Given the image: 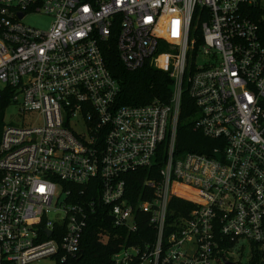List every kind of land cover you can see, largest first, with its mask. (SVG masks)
Here are the masks:
<instances>
[{
	"label": "built area",
	"instance_id": "1",
	"mask_svg": "<svg viewBox=\"0 0 264 264\" xmlns=\"http://www.w3.org/2000/svg\"><path fill=\"white\" fill-rule=\"evenodd\" d=\"M112 41L166 99L117 102ZM183 92L204 150L179 147ZM98 207L144 238L115 264L264 252V0H0V264H70Z\"/></svg>",
	"mask_w": 264,
	"mask_h": 264
},
{
	"label": "trees",
	"instance_id": "2",
	"mask_svg": "<svg viewBox=\"0 0 264 264\" xmlns=\"http://www.w3.org/2000/svg\"><path fill=\"white\" fill-rule=\"evenodd\" d=\"M107 66L119 83L117 95L118 103L144 104L156 98L166 99L171 90V78L168 72L145 62L134 69L126 68L119 59L115 42H108L104 47ZM191 99L187 93L182 94V103L178 125V143L180 149L204 150L198 143L210 142L199 131L192 128V121L186 116L191 110ZM186 200L172 197L171 205L185 213ZM189 203V202H188ZM101 228L109 231V238L105 241L98 237ZM125 233V228L112 224L111 217L100 207L89 217L88 224L81 238L80 251L70 259V264H115L112 254L122 242L144 241V238H125L116 233ZM151 240V239H150ZM235 264H264V252L254 248L249 252L247 260H237Z\"/></svg>",
	"mask_w": 264,
	"mask_h": 264
},
{
	"label": "rangeland",
	"instance_id": "3",
	"mask_svg": "<svg viewBox=\"0 0 264 264\" xmlns=\"http://www.w3.org/2000/svg\"><path fill=\"white\" fill-rule=\"evenodd\" d=\"M26 22L32 23L34 25L44 26L46 25L47 21L50 20L49 17L40 16L36 14L28 15L24 18ZM162 50H169L166 46H161ZM249 256V249L247 246L240 249L239 247H234L232 251V257L235 260L245 261ZM233 261V260H232Z\"/></svg>",
	"mask_w": 264,
	"mask_h": 264
},
{
	"label": "water",
	"instance_id": "4",
	"mask_svg": "<svg viewBox=\"0 0 264 264\" xmlns=\"http://www.w3.org/2000/svg\"><path fill=\"white\" fill-rule=\"evenodd\" d=\"M225 263H226V264H235V262H234V261H232V260H228V259H227V260H225Z\"/></svg>",
	"mask_w": 264,
	"mask_h": 264
}]
</instances>
